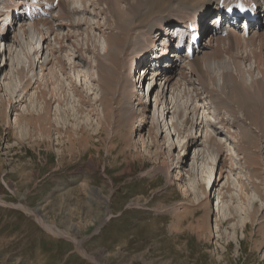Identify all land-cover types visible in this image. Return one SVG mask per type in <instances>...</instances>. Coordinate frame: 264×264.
<instances>
[{"label":"rangeland","instance_id":"374dc122","mask_svg":"<svg viewBox=\"0 0 264 264\" xmlns=\"http://www.w3.org/2000/svg\"><path fill=\"white\" fill-rule=\"evenodd\" d=\"M7 1L9 0H4L0 5H6ZM112 1L101 0L97 4L93 0H78V10L83 9V6L86 8L84 12L81 9L73 14L74 18L82 21L79 26L68 25L67 16L60 17L63 12L60 7L56 8V20L52 21L56 31L51 35H45L48 37L45 42L41 35L36 34L35 47L41 51L34 57L36 61L34 71L30 73L32 80L24 79L21 74L13 72L12 69L10 71L14 73L11 76L14 89L12 88L11 92L7 91L6 94L0 91V264H264V184L261 182L264 177V151L253 149L254 155L262 160L260 169H255L254 165L248 166L247 153L242 151L239 140L241 129H238L245 123L241 119L238 123L233 122L235 117L232 111L224 107L225 102H222L221 110L217 109L214 95H212L217 94V90L212 88L210 83L206 87L200 82L201 78L199 79L196 73L188 75L190 84H182V82L179 84L172 98L178 101L179 111L184 110L185 114L189 111L191 104L200 106L206 118V125L199 124L200 128L199 125L196 126V123L194 126L187 125L185 119L178 116V111L168 117V121L175 120L176 127L183 131L179 135L174 134L172 141L177 145L186 144L189 141L192 146H187L185 150H182L181 145L171 149L161 147L163 138L159 133H156L157 137L153 133L151 136L150 123L147 124V121L143 122L145 124L142 130L140 129L143 135L140 140L136 134L140 117L131 124V130L127 133L125 130L128 127L118 122L121 105L115 97L119 93L116 92L113 97V94H110L111 90L105 89L107 85L100 81L101 72L97 65L99 61L96 45H100L98 53H103L101 48L107 44L108 34L111 32L107 31V26L103 27L102 24L108 23L115 26L118 22L113 16L118 11H125L129 6L125 0ZM210 1L211 4L212 0ZM258 1L262 2V0ZM180 3L184 5L185 2L175 0L173 4L180 5ZM214 4L212 3V8L209 10L214 8ZM183 5L179 6L177 13L185 9ZM176 12L174 16L178 18L179 14ZM2 13L9 14L4 11ZM184 14L186 15V12ZM163 19L162 15L155 14L151 17L149 25L140 26L139 30L142 32L147 28L154 30L159 27V21ZM58 20L65 21L64 23L67 24L57 28ZM9 21L13 24V20ZM163 22L166 21L163 20ZM15 26L13 31L11 29L9 31L10 38L14 36ZM19 27L16 26V29ZM40 28L45 31L47 27ZM260 32L264 33V27ZM88 34L96 36L95 47L93 43L90 52L81 49L85 45ZM251 35L253 33L249 36ZM158 37L155 38L154 43L148 38L152 46L146 53L147 57L153 47L159 44ZM216 40L214 45L217 43ZM256 41L258 42L255 39L253 43L252 41L244 43L248 44L245 48L239 44L234 50L242 67L230 65L228 71L237 76L235 78L238 82L240 81L239 85L248 79L249 82L255 79L264 81V64L262 65L264 61L259 64L255 58L261 53L264 60V49ZM10 42L6 43V57L10 55L14 57L20 53L26 64H29V58L21 52L22 44L16 45L13 40ZM218 44L226 48L229 41L222 40ZM0 46L1 49L5 48L3 45ZM146 46L147 44L141 42L136 43L135 47L134 45L127 47L131 53L122 59L127 58L123 70L125 71L127 66L129 68V64L132 66L135 64L134 71H127L125 74L136 73L140 78V82L136 83L137 88L134 89L130 107L138 106L139 100L136 98L139 97L155 109L156 101L160 99L158 95L163 91L164 80L151 78L153 76L143 70L146 66L139 63L143 62L140 60L142 56L137 57L142 53L140 47ZM75 49L79 51L76 52ZM206 51L215 52V46L210 45L204 48L198 57L201 59ZM225 53L223 51L229 59L230 57ZM58 58L64 59L63 61L70 59L72 70L68 67L67 70L63 69ZM9 62L8 58V65L0 67V82L3 81L4 70L13 68ZM2 63H5V51L0 59V64ZM137 64L140 70L137 69ZM183 66L192 70L194 63L185 62L181 65ZM80 68L83 72H87V75H79L80 77H76L73 81L80 92L84 91L86 103L82 106L79 93L76 92L77 95L74 96L71 89L73 83L70 82L72 80L70 76H73V73L78 74L81 71ZM212 68L215 78L224 84L225 97L231 91L227 81L223 79L222 65L213 64ZM43 73L55 75L52 79L60 80L63 90L70 98L67 97L73 102L70 103V107L72 108L71 104L74 106L72 117L63 113L56 118V121L54 120L58 128L52 127L50 134L30 126L25 118L16 122V119L30 106L29 98L41 83ZM138 78L136 81L139 80ZM178 78L179 76L175 75L171 84L180 79ZM201 80L206 82L205 79ZM26 82L29 83L27 89H25ZM171 84L166 96L172 100ZM45 88L48 92L49 87ZM166 90L165 87L164 91ZM10 99L12 102L8 101ZM43 100V98L36 100L35 108L31 106L29 108L44 113ZM223 101L228 102L234 111L243 116L241 110H238L231 100L224 98ZM51 102L54 108L60 106L54 103L55 100ZM161 102L157 112L159 115L163 110L161 105L164 104V100ZM65 107L66 105L63 104L59 108L63 111ZM122 111H125L122 112L123 116H126L124 113H127V116L132 114L131 110ZM145 116L149 118L150 115L146 113ZM193 117L195 116H191L195 122ZM148 118L144 117V121H149ZM106 120L109 124L104 123ZM225 120L230 122L226 123ZM210 121H214L217 127L212 126ZM76 126H79L78 131L81 126H85L86 130L83 131L84 133H73L77 141L74 148L70 149L68 148L69 133L66 129L72 127L75 130ZM189 128L192 134L198 131L197 134L202 136L207 133L206 135L217 137L224 151L215 150L211 144L210 146L204 144L202 137L188 139L185 129ZM21 130L31 132L30 137L19 136L21 139L18 141L16 136ZM87 131L92 137L88 139L87 144L84 141L80 143L81 135L87 136ZM170 132H173L172 129ZM193 146L201 152L198 162H194L195 168L199 171L198 177L208 176L209 171L213 179L210 180L206 193L200 186L199 178L197 182L193 181L195 188H192L191 192H193L189 195L185 192V182L177 178L182 173H185L184 179L190 178L188 170L189 163L193 161ZM256 151L262 153L258 152V154ZM163 160L170 167L163 168ZM222 164L224 165L221 168ZM202 169L207 171H205L207 175ZM217 178L220 179L210 192ZM84 182L87 183L88 188L83 186ZM178 184L184 185V188ZM228 185L233 187V195L231 198L222 199L224 195L229 194ZM188 186L191 189L190 183ZM209 194L213 206L209 205L208 209L206 205L209 203ZM247 197H249L248 200L257 202V205H249L246 201ZM205 201L206 204H204ZM215 201H218L220 207L235 208L234 211L238 214L234 213L236 216L233 223L220 225L217 222L216 212L211 213L210 216L207 215L213 207L215 208ZM36 214L47 223L54 225L59 230V234L49 232ZM222 215L224 214L220 212V217ZM225 215L228 216L230 213L226 212ZM204 219L212 233L208 232L200 236L190 228V225L191 222L196 223L199 220L203 222ZM244 222L249 223V228L245 231L242 227ZM178 223L179 228L176 229L175 224Z\"/></svg>","mask_w":264,"mask_h":264},{"label":"bare ground","instance_id":"6f19581e","mask_svg":"<svg viewBox=\"0 0 264 264\" xmlns=\"http://www.w3.org/2000/svg\"><path fill=\"white\" fill-rule=\"evenodd\" d=\"M3 1L4 0H1L0 4ZM93 1L98 4V2L101 0H93ZM107 1H111V0H107ZM113 1L117 2L118 0H113ZM125 1H127L129 3L128 8L125 11L116 12V14L113 16L117 20L118 24H116L114 26L113 24L107 23V25L106 24L103 25L101 23L103 27L107 26V29H106L107 31H111L108 34V42L104 46L105 48L104 47L101 48L104 52L98 53V51L100 50V45L99 44L96 45V48H97L96 55H97V58L99 61V63L97 65H99L100 72H101L99 79L102 83H104V85H107V86H105V89L109 88V91L111 90L110 94H113V97H114V94H116V92L119 93V95L117 97H115V100L120 101L119 105L122 106V107L120 106L121 109H120L119 114H118V116L120 117V120L118 122H120V124L123 125L124 127H126V126L128 127V128L126 127L127 129L125 128L126 129L125 131L128 133L131 130V124L136 122V119L140 117V120L138 119L139 123H138L137 129H136V132H137L136 134L139 136L140 140H142V137H143V135L141 134L142 127L144 126V124L147 121V124H148V122L150 123L151 136L154 135L157 137L158 136L157 134L159 133L161 138H163L162 139L163 144L161 145V147L165 146L167 149H171V148H176L177 146L179 147L181 145L182 150H185L187 148V146H189V147L192 146L189 141L186 144L183 143L180 145H177V143L172 141V137L174 136V134L179 135L180 133H183V131L180 130L178 127H176L177 125H175L176 124L175 120L170 119L171 121H168L169 120L168 117L170 114H171V116H173L178 111L179 112L178 116H180L181 118H184L187 125L190 124V125L194 126L195 123H196L197 127L199 124L203 125V126L206 125V123H207L206 118L204 117V114H203L200 106L191 104L190 107L188 106L189 111L185 114L183 112L184 110L179 111L180 105L179 104L177 105L178 101H174V99L172 98V96L175 95L174 91L176 89H178L177 88L178 86H180L179 84L181 82H182V84L183 83L190 84L191 81H190V79H188V75L191 76L192 74L196 73L199 76V79L200 78L205 79L206 82L202 81L201 79H200V82L204 83V85L206 87H208L209 83H210L211 87L214 88L215 90H217V94H212V95H214V100H215V104H216L217 109L221 110L223 107L222 102H225L224 107H226L228 110L232 111V114L235 117L233 122L238 123V121L241 119L246 124V125L244 124L243 127H238V129L239 128L241 129V133H239V140L241 141L240 145H241L242 151L247 153V156H246L247 161L246 162H247L248 166L254 165L253 167L255 169H260L262 166V162H261L262 160H259V158H257L254 155L253 149L255 148L256 150L259 149L262 152L264 151V81H263V79L260 81H258V79H255V80H252L249 82L248 81L249 79H248L247 81L244 80V83L239 85L240 81L239 82L237 81V79H236L237 76H235V74H233V73L230 74V72L228 70H229V67H231L230 65H233L234 67L236 65L241 66V63L237 58V54L235 55V52H234L236 47L238 48L239 44H242L241 46H243V48H245V45H248V44H244V43H247L248 41H252V43H253V41L256 39V40H258V42L257 41L256 42L261 46L262 49H264V33L260 32V31H262V28L259 31L254 30L255 32H253V35L248 36V37L247 36L243 37L241 34H238V33L229 34V36L226 38L218 39V41L216 40V42H217V43H215L216 45H214L215 39H212L211 43L209 45H211L212 47L215 46V52L206 51L201 59L198 56H195L192 60V62L194 63V68L192 70L189 69L190 73H188L189 70L184 68V66L183 67H181V66L177 67L178 65H174V64L171 65L172 61L168 62L170 64H166V65L164 64V58H168V60H170L171 58L174 57V56H172V53L169 49V48L173 47V42L170 39V37H171L170 36L171 35L170 27L173 28V30H174L173 34L175 36H177L182 31L179 28L183 27L182 25H179L178 23H176L177 21L181 24H186L190 21L195 20L196 23H198V22L201 23L200 27L205 33L207 30V24H206V19L204 20V17L206 18V15H204V17H203V15H201V14H203V13L206 14L209 11L211 12V10H209V9L212 8V3H215L218 0H212L211 4H210V2H211L210 0H188L189 2L184 0V2H185L184 5L181 3H180V5H174L173 3L175 2V0H125ZM178 1L181 2L182 0H178ZM13 3H16V2H13ZM78 3H79L78 0H61L60 1L59 7L61 8V10L63 12V14H61L60 17L67 16L66 18L68 19V25H70V26H73V25L79 26L82 22L81 19L74 18V15H73L75 12L80 11L82 9V8H80V10H78V6H77ZM234 4H238V2H234ZM10 5L11 4H9L8 7L6 6L5 8H7V10H8L9 7L15 6V5L10 6ZM181 5H183V7H185V9L182 12L177 13L176 11L180 8L179 6H181ZM15 7H17V6H15ZM214 7L216 8V6H214ZM114 8H116V7H114ZM82 11L83 12L86 11L85 6H83ZM174 12H176V14H179L178 18L174 16L175 15ZM185 12H186V15L184 14ZM155 14L162 15L164 18L163 20H165L166 22L164 23L163 20L159 21L160 22L158 25L159 27H157L154 30H151V28H147L143 32H142V30H139L140 26H145V25L148 26L151 17ZM13 17L14 16L10 13L9 14L2 13L1 9H0V45H3V47L5 46L4 49L0 48V59L2 57V54L5 51V63H2V65L0 64V67L2 68V66L8 65V58L10 61L9 65H12V67H13L11 69H6L3 72L4 73L3 77H2L3 81L0 82V91L3 92L4 94H6L7 91L11 92L14 89L13 88L14 84L12 83V80H11L12 79L11 76L14 75V73H13L14 71L17 74H21L24 77V79H28L29 81L32 80V77H30V73L32 71H34V63L36 62L34 57L38 53H40V51H41L39 48L35 47V45H36V41H35L36 34L41 35L42 40H44L43 42H45L46 39L48 38L45 35H51L52 33H54L56 31L54 29L55 26L52 23V21L54 19L53 20H42V21H37V22H32V23L27 22V21H24V22L21 21L20 27L18 29H16V26H15V29L13 32L14 36L12 38H10L9 31L11 29L10 26L12 25V23L9 20H12ZM175 18H177V19H175ZM62 19H64V18H62ZM174 21H175V24H174L175 28H174V25H172L174 23ZM2 22H4V23H2ZM64 22L65 21H63V22L57 21L56 22L57 28L67 24ZM41 26L47 27L46 30L45 31L42 30L40 28ZM115 29H116V31H114ZM175 29H176V31H175ZM141 32L143 33L144 36L141 34ZM157 36H159L158 38H159L160 42H159V44L155 45V47H153V50H151L148 53L150 56L147 57L146 53L148 52L149 48L152 46V44L150 45L151 40L154 43V40H155V38H157ZM9 38L11 40H13V42H15L16 45L22 44V45H20L21 46V52H23V54H25V56H27L29 58L28 59L29 64H26L24 57L20 53L16 54L14 57L12 55H10V57H6V55H7V53H6V50H7L6 45L7 44L6 43H9L11 41ZM148 38L151 40H149ZM54 39H56L55 36H54ZM161 39H162V41H161ZM85 40H86L85 45L83 47L81 46L82 47L81 49L85 50L86 52H90V50L92 49L91 45L93 43H94L93 46L95 47L96 36L94 34H88L87 38ZM222 40H224V41L228 40L229 41L228 47L222 48L221 44H218V42L220 43ZM141 42H144L145 44H147V46L145 48L140 47V52H142V53L137 55V57L142 56L140 58V60L143 62H139V63L144 64L146 67L150 66L152 63L154 65H159V66L163 67V70L154 69V70L148 71V73H152L151 75L153 77H151V78H155L157 80L159 78H160V80L163 78V80H164V84H163V88H162L163 91H161L162 94L158 95L160 97V99H159V101H156L155 109H152V106L150 105V103L148 105L147 102H144L142 100V98H139V97L136 98V100H139L138 106L135 108L130 107L131 100L134 97V92H135L134 89L137 88L136 83L140 82V78H138L139 76L136 73L135 74L129 73V75L125 74L127 71H131V72L134 71L133 68L135 67V64L132 66V64L130 65L128 63L129 68L127 66L126 70L124 71L123 70V69H125L124 64H126L127 58H125V60H122V59L131 53L128 51L131 46L134 45V47H135L136 43H141ZM225 45H226V43H225ZM127 47H129V48H127ZM243 48H242V50H244ZM75 51L78 52L79 50L75 49ZM223 51H224V53L225 52L227 53V55L230 57L229 59L226 58V56L223 54ZM259 55L255 58L260 64L264 60L262 58L263 56H261L262 54L260 53ZM42 56H43V54H42ZM84 57L85 56H83V58ZM240 58L242 59V57H240ZM63 60L64 59L61 60L58 58V62H60V64H62L61 67L65 70H67V67L70 68V65L72 64V62L68 58L66 59V61H63ZM38 63H39V61H38ZM138 64H137V69L140 70V68H138ZM213 64L222 65L223 79H224V81L225 80L227 81L228 87L230 88V91H231L225 97L223 95L224 84H222L220 81H218L215 78L216 76H215L214 70L212 68ZM263 64L264 63H262V65ZM188 65H190V64L188 63ZM1 68H0V70H1ZM70 69L68 71H70ZM10 70H12L13 72L11 73ZM77 70H78V68H77ZM143 70H145V68ZM241 70H243V69H241ZM41 72H43V70H41ZM75 72H79V71H75ZM69 73H72V72H69ZM48 74L43 73L42 78H41V83L38 84V86L34 89V92H32L31 97L29 98L31 108L32 107L35 108L34 104H35L36 100L37 101L42 100V98H43L44 99L43 102H45L44 113H41L40 111L35 110V109H31V108H29L30 107L29 106L27 108V110H25V113L21 114V116H19V118L16 119V122H17V120H18V122H20L21 118H25L26 120H28V124L30 126H34L38 130H43V132L50 134L52 127L58 128L56 126L57 124L54 122V120L56 121L57 120L56 118L58 116H61V114H63V113H65V115H67L69 117L71 115H73L74 113H72V111L74 109V106H73V104H71L73 109L70 107V103H73V102L69 99L70 97L67 95L65 90H63L64 88L62 87L60 80H58V78L52 79V77H54L55 75L50 74L51 75L50 76ZM112 74H114V76H112ZM72 75L73 76H70V78L72 79V80H70V82L73 83V85L71 86V89L74 92V96L77 95L76 92L79 93L78 94L79 95V101L81 102V106H82L84 103H86V101L84 100L85 97L83 95L84 91L80 92L78 86L75 84V81H73V80H75L76 77L78 78L82 75H87V72L85 73L81 69V71L78 74L73 73ZM175 75L179 76L180 79L178 78L179 80H177L175 83L171 84ZM132 76H133V78H132ZM136 78H138L139 80L136 81ZM263 78H264V75H263ZM46 79H48V80L45 82L44 80H46ZM197 81H198V79H197ZM25 84H26L25 89H27L29 86V83L26 82ZM170 84L172 86L171 88H173V91L171 92V96H170L173 101L170 98H167V96H166V92L168 91V87L170 86ZM47 86L49 87L47 90L48 92H46V88H45ZM165 87L167 88L166 91H164ZM106 91H108V90H106ZM48 97H50V98L48 99ZM194 97L196 99L195 95H194ZM175 98H176V96H175ZM224 98L231 100V102H233V104L237 106L238 110H241L243 116H241L240 113H238L237 111H234L228 102L223 101ZM52 100H55L54 103H58L60 106H58L57 108H54L53 104L51 102ZM111 100H113V99H111ZM157 100H158V97H157ZM161 100H164V104L161 105L163 107L162 108L163 110L159 115L157 112H158ZM8 101L12 102L11 99ZM18 103H20V102H18ZM63 104L66 105V107L64 108L65 111L64 110L61 111V109L59 108ZM161 104H162V102H161ZM186 109H187V107H186ZM122 110H131L132 114L130 116L129 115L127 116V113H124L126 116H123L122 112H125V111H122ZM74 112H75V110H74ZM81 112L84 113L83 111H81ZM146 113H149V115H150L149 118H148V116H145ZM52 114H53V117H52ZM192 115L195 116V117H193L196 120L195 122L191 118ZM144 117L148 118L149 121L148 120L144 121ZM143 122H145V123H143ZM225 122L229 123L230 121L228 122V120H225ZM104 123L109 124L108 120H106ZM210 123L215 128L217 127V125L214 123V121H212V122L210 121ZM14 125L17 127L16 123H14ZM200 125H199V128H200ZM78 127L79 126H76L75 130L72 129V127L71 128L68 127L66 129L67 133H69L68 138H69L70 146H68V148H70V149L74 148L75 141H77V140H75L73 133H78V134L80 132L84 133L83 131L86 130L85 126L84 127L81 126L80 130L78 131ZM120 127H122V126H120ZM170 129H172L173 132H170ZM122 130H123V128H122ZM185 132L187 133L188 139L189 138L195 139L196 137L199 136V138L202 137L201 139H203L204 144H208V145L211 144V147L214 148L215 150H218L221 152L224 151L222 148V143H220V141L217 140V137H215V136L206 135L207 133L202 136L200 134H197L198 131H196L195 134H192L190 131V128L185 129ZM30 133L31 132H26L25 130L24 131L21 130L20 133L18 132L19 135L17 134L16 139L18 141H20L21 138L19 136H21L22 138L30 137L29 136ZM152 133H153V135H152ZM87 134H88V131H87ZM91 137H92V135H90V134H88L87 136L81 135L79 142L83 143V141H84L87 144L89 142L88 139H90ZM157 142H159V141L157 140ZM124 143H126V142H124ZM165 144H168V145L166 146ZM194 147H196V146H193V148ZM258 152L262 153L260 151H258ZM204 153L202 155H204ZM258 154H256V155H258ZM137 156H139V154H137ZM200 157H201V152L198 151L196 148H194L193 161L191 163H189V170H188V172H190L189 173L190 178L188 180L184 179L185 173H182V175L180 174V177L177 178V180H183L185 182L184 183L185 192L189 193V195H191L193 192V191L191 192L192 188H195L193 181L196 180V182H197V180L199 178L198 177L199 171H198V169L195 168L194 162H198ZM202 161L204 162L203 159H202ZM162 163H164L163 168L166 169V168L170 167L169 164L166 163V161L163 160ZM223 165L224 164L221 165V168L223 167ZM184 170H186V169H184ZM221 170L222 169H220V171ZM206 172H205V174L207 175ZM209 174H210V172L208 171V176L202 175V177H200L201 179L199 178V183H200V186L202 187V190L204 191V189H205L204 193L207 192L208 187L210 186V182L213 179V178H211L212 175L210 174L211 175L210 176ZM218 179H220V178H217L215 183H213V186H211L210 192H212L213 188L216 187V185L218 183ZM204 180H206V181H204ZM220 181L221 180H219V182ZM261 182L264 184V177H262ZM189 183H190L191 189L188 186ZM178 185L181 186L180 184H178ZM184 185H182L181 187L184 188ZM229 185L227 186V190H228L229 194L224 195L222 199L228 198V197L231 198V196L233 195L232 191H234V189H232L233 187L231 188ZM83 186L88 188V185L85 182H84ZM195 196L197 198V194ZM232 198H234V197H232ZM248 198L249 197H247L246 201L249 205H251V204L257 205V202L251 201L250 199L248 200ZM206 201H207V199H206ZM206 201L204 204H206ZM208 201H209V203H208V205H206L207 208L209 207V205L212 207L213 201H212V199H210V194L208 196ZM215 204H214L215 208L213 207V209L210 210L207 215L210 216L211 213L214 214L216 212L217 222L220 225L225 226V224H228L231 222L233 223V220H235L234 219L235 216L238 214V213H236L237 211L236 212L234 211L235 208H232L231 206L220 207L218 201ZM248 204L246 206L247 208L249 206ZM34 212H36V211H34ZM184 212L185 211H183V213ZM220 212H221V214H224V215H222L223 217L222 216L220 217ZM226 212H227V214L230 213V215L226 216L225 215ZM207 215H205V216H207ZM36 216L39 219V221L42 223V225H44L49 232L54 233V234H59V230H57L54 225L47 223L38 214H36ZM218 217H219V219H218ZM178 225H179V223L175 224L176 229L179 228ZM172 226H174V225H172ZM242 227L244 228V231H245L246 229L249 228V223L244 222L242 224ZM190 228H192L194 231H196L200 236L204 235L208 232L212 233V230L207 225V222L205 219L203 222H200V220L196 223L191 222ZM263 229H264V227H263ZM263 236H264V233H263ZM81 251L83 252V250H81Z\"/></svg>","mask_w":264,"mask_h":264}]
</instances>
